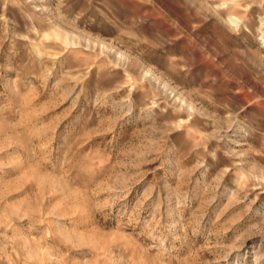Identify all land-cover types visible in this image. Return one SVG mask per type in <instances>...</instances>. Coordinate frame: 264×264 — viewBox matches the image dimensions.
Wrapping results in <instances>:
<instances>
[{"label":"rangeland","instance_id":"374dc122","mask_svg":"<svg viewBox=\"0 0 264 264\" xmlns=\"http://www.w3.org/2000/svg\"><path fill=\"white\" fill-rule=\"evenodd\" d=\"M0 264H264V0H0Z\"/></svg>","mask_w":264,"mask_h":264}]
</instances>
